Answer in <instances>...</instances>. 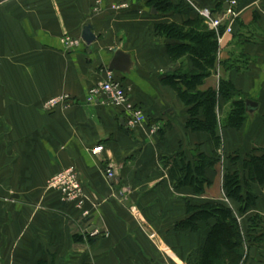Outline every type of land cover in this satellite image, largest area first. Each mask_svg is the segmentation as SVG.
Returning a JSON list of instances; mask_svg holds the SVG:
<instances>
[{
    "label": "crops",
    "instance_id": "crops-1",
    "mask_svg": "<svg viewBox=\"0 0 264 264\" xmlns=\"http://www.w3.org/2000/svg\"><path fill=\"white\" fill-rule=\"evenodd\" d=\"M146 1L0 0V264H196L213 221H200L196 232L181 223L207 204L228 206L224 173L239 171L245 178L243 160L260 154L264 0H221L220 12L219 0H187L213 18L231 1L236 4L231 33L218 38L214 72L199 86L217 89L220 80L228 81L237 96L258 104L242 130L220 131L232 155L221 145L216 149L207 133L187 128L188 108L164 82L168 75L179 82L178 76L195 69L189 54L168 58L166 46L179 43L158 36L155 26L182 25L200 15L153 14ZM121 2L129 7L111 9ZM86 25L96 37L92 45L81 40L69 49L61 43L66 35L81 39ZM117 50L130 56L132 66L116 76L145 117L134 128L122 111L85 102ZM60 96L68 100L44 109ZM229 108L220 99L218 117ZM200 153L217 156L204 174L212 185L200 195L189 186L174 187L168 168L182 164L180 158L193 165ZM230 157L237 160L226 162ZM69 167L81 176L87 217L46 186ZM110 167L116 172L112 180L104 175ZM253 188L256 204L236 217L245 232L250 218L261 221L248 234L255 240L246 264H264V187ZM228 208L236 214L235 206Z\"/></svg>",
    "mask_w": 264,
    "mask_h": 264
},
{
    "label": "trees",
    "instance_id": "trees-1",
    "mask_svg": "<svg viewBox=\"0 0 264 264\" xmlns=\"http://www.w3.org/2000/svg\"><path fill=\"white\" fill-rule=\"evenodd\" d=\"M219 1L215 5L218 8L215 11L220 12L222 3L221 0ZM196 6L202 8L200 5H192L184 0H180L176 4L171 0L146 1V7L150 13L154 10L155 14L161 15L173 13L188 16L192 12L196 13L194 9ZM223 28L220 27L217 32L209 30L200 16L194 20H188L182 25L160 24L155 26L158 36L167 41L179 43L176 46H166L169 59L178 60L185 54H189L193 61L195 70L184 72L178 76L179 82L171 83L170 81L176 77L169 75L165 77L164 82L176 92L179 99L188 108L187 128L193 132H205L210 135L216 149L221 145L220 131L222 129L239 131L248 119L246 100L240 95L237 96V92L230 82L220 80L217 89L199 90V86L213 74L216 67L219 51L218 38L222 35ZM114 73L116 79L121 83L116 76L117 73ZM220 99L230 106L222 121L218 119L217 115ZM199 114H201L202 120L198 118ZM257 151L260 153L259 155H248L243 160L241 169L246 172L245 178L241 177L239 171H227L223 175L222 190L231 204L237 208L236 214L228 206L217 203L207 204L202 209L192 212L181 223L180 228H189L196 232L200 221L206 223L213 221V224L209 226V233L200 249L196 264H246L248 245L255 240L248 234L253 229L259 228L261 221L257 217L250 218L248 229L245 232L236 215H243L256 204L258 195L253 185H264V146ZM176 156L182 157L180 154ZM236 160V157H230L228 162L234 163ZM180 161L182 164L174 162L168 168V176L174 187L189 186L196 194L200 195L204 192L205 187L212 185L204 174L206 168L210 169L216 165L217 156L208 157L200 153L193 165L185 164L182 158ZM36 264L47 263L37 262Z\"/></svg>",
    "mask_w": 264,
    "mask_h": 264
},
{
    "label": "built area",
    "instance_id": "built-area-1",
    "mask_svg": "<svg viewBox=\"0 0 264 264\" xmlns=\"http://www.w3.org/2000/svg\"><path fill=\"white\" fill-rule=\"evenodd\" d=\"M235 2L229 3L223 15L219 18H213L210 12L204 9L202 12L197 11L202 18L209 21L210 25L217 31L220 27L225 26V33H231L232 25L238 17V12L235 10ZM61 43L69 49L78 47L81 44V39H72L64 37ZM68 100L67 96L55 97L48 100L44 104V109H52L58 105L63 104ZM85 102L88 104H95L105 108H115L126 115L128 127H136L145 121L143 112L137 107L133 106L126 89L116 79L115 73L112 71H105L104 78L91 86L86 93ZM100 148L93 151L100 152ZM114 168L110 167L104 171L107 179L112 180L114 177ZM48 189L56 191L61 203L72 206L79 212L81 217H87L89 212L85 209L86 195L84 185L78 171L74 167L66 168L47 182Z\"/></svg>",
    "mask_w": 264,
    "mask_h": 264
},
{
    "label": "water",
    "instance_id": "water-1",
    "mask_svg": "<svg viewBox=\"0 0 264 264\" xmlns=\"http://www.w3.org/2000/svg\"><path fill=\"white\" fill-rule=\"evenodd\" d=\"M225 8H228V5H226ZM152 13L155 14L156 12L152 10ZM81 40L86 46H90L95 42L96 37L92 33L91 26L86 25L83 28L81 34ZM131 66H132V61L130 56L122 52L121 50H117L113 54L108 64V71L128 74L130 72ZM245 105H246L247 113H253L258 108V104L250 100H246Z\"/></svg>",
    "mask_w": 264,
    "mask_h": 264
},
{
    "label": "rangeland",
    "instance_id": "rangeland-1",
    "mask_svg": "<svg viewBox=\"0 0 264 264\" xmlns=\"http://www.w3.org/2000/svg\"><path fill=\"white\" fill-rule=\"evenodd\" d=\"M186 2H188L187 0H185ZM193 5V4H192ZM129 7V5L126 3L125 4V2H121V3H118V4H114L112 7H111V9L114 11V10H116L117 8L118 9H124V8H128ZM194 9L196 10V11H199V12H202L204 9L203 8H199V7H194ZM199 14V13H198ZM200 15V14H199ZM201 17V16H200ZM202 18V17H201ZM203 19V21H204V24L208 27V29L209 30H215V28H213L211 25H210V23H209V21H206L204 18H202ZM217 19V18H216ZM223 33H225V32H223ZM225 34H228V33H225ZM230 34V33H229ZM65 37H69V36H65ZM225 117V116H224ZM218 119L220 120V121H222L223 120V117H218ZM243 128V127H242ZM242 130V129H241ZM231 133L232 135H233V132H235V130H230V131H228V133ZM231 135V136H232ZM235 136H237V135H235ZM241 137V136H240ZM230 144V143H229ZM244 144H246L247 145V143H244ZM231 145V144H230ZM221 146H223L224 147V149H225V153L227 152V150L230 148V146L228 145V143H221ZM256 147H259V146H256ZM226 154H229V155H232L233 153L232 152H228V153H226ZM247 158V157H246ZM245 158V159H246ZM226 162H228L227 160H225ZM225 162V163H226ZM115 171H114V177H115ZM114 177H113V179H114ZM47 186V185H46ZM256 186V188H262V187H264V185H262V186H258V185H255ZM48 188V187H47ZM50 191H53V192H55V194H56V191H54V190H51V189H49ZM224 203H226V205H228V206H231L232 204H231V202L229 201V199H227V197L225 196V194H224ZM216 247H218V245L216 244ZM248 253V252H247Z\"/></svg>",
    "mask_w": 264,
    "mask_h": 264
}]
</instances>
